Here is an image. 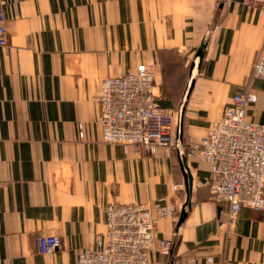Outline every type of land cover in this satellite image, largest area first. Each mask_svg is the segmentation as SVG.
I'll use <instances>...</instances> for the list:
<instances>
[{
  "label": "crops",
  "instance_id": "1",
  "mask_svg": "<svg viewBox=\"0 0 264 264\" xmlns=\"http://www.w3.org/2000/svg\"><path fill=\"white\" fill-rule=\"evenodd\" d=\"M9 43L0 46V264H77L106 232L111 201H172L181 224L159 218L171 255L151 263L264 264V210L229 223L211 198L210 166L187 154L242 86L247 117L264 124V8L245 0H1ZM200 52L201 55H200ZM149 64L153 91L176 110L177 144L150 153L103 139L101 79ZM176 113V114H177ZM180 113V115H179ZM180 118V120H179ZM187 203H190L188 205ZM61 236L41 253L37 239Z\"/></svg>",
  "mask_w": 264,
  "mask_h": 264
},
{
  "label": "built area",
  "instance_id": "2",
  "mask_svg": "<svg viewBox=\"0 0 264 264\" xmlns=\"http://www.w3.org/2000/svg\"><path fill=\"white\" fill-rule=\"evenodd\" d=\"M245 1L264 8V0ZM8 43L5 7L0 0V46ZM253 70L256 77L264 79V53ZM154 77L151 65L140 64L134 71L101 79L97 100L106 142L132 147L137 153L174 144V126L177 133L180 131L179 121L175 122L178 113L160 102L153 91ZM255 98L247 86L238 88L221 117L187 149V154H201L209 162L211 198L225 206L229 223H234L244 208L264 210V124L247 117V105ZM176 146L180 157L184 156L181 145ZM163 216L175 223L180 217L176 205L165 198L151 205L109 202L106 232L96 236L92 247L79 251L77 264H152L150 253L157 240L159 253L171 255L173 240L158 235V221ZM61 241L58 234H42L37 249L49 254L59 248Z\"/></svg>",
  "mask_w": 264,
  "mask_h": 264
},
{
  "label": "water",
  "instance_id": "3",
  "mask_svg": "<svg viewBox=\"0 0 264 264\" xmlns=\"http://www.w3.org/2000/svg\"><path fill=\"white\" fill-rule=\"evenodd\" d=\"M202 52H200V55H201ZM181 161H182V166H183V169H184V174H185V177H186V183L188 185V189H190L191 187V177L185 167V155L181 157ZM188 205H190V203H187ZM186 214H187V211H186V208H183L181 214H180V217H179V221H178V224H181L183 222V220L185 219L186 217Z\"/></svg>",
  "mask_w": 264,
  "mask_h": 264
},
{
  "label": "rangeland",
  "instance_id": "4",
  "mask_svg": "<svg viewBox=\"0 0 264 264\" xmlns=\"http://www.w3.org/2000/svg\"><path fill=\"white\" fill-rule=\"evenodd\" d=\"M175 122H176V120H175ZM174 129H175V126H174ZM176 143V139H175V142H174V144Z\"/></svg>",
  "mask_w": 264,
  "mask_h": 264
}]
</instances>
